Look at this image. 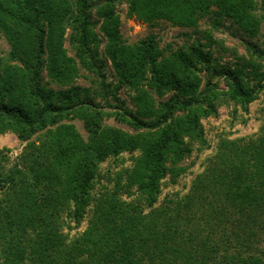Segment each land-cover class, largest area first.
Segmentation results:
<instances>
[{"label":"trees","instance_id":"obj_1","mask_svg":"<svg viewBox=\"0 0 264 264\" xmlns=\"http://www.w3.org/2000/svg\"><path fill=\"white\" fill-rule=\"evenodd\" d=\"M122 2L0 0V31L12 48V63L0 68V134L11 129L27 142L45 131L41 147L26 148L12 168L0 157V264H264V136L217 155L213 171L195 185L191 204L157 205L163 181L172 174L168 162L181 164L192 154L194 140L203 138L202 120L216 113L217 84L209 79L199 91L198 67L213 77L222 73L231 99L248 105L264 89V71L251 62L264 61V46L246 43L252 72L219 67V59L202 46L176 54L169 72L159 63L155 35L134 45L124 42L117 13ZM129 2L130 15L148 24L167 20L194 27L212 17L218 29L230 19L251 39L261 34L264 18L256 14L254 0ZM98 29L109 44L105 53ZM66 42L77 63L68 57ZM149 73L155 75L152 84ZM252 75L259 79L253 88ZM81 77L90 85L76 84ZM149 85L169 98L155 106ZM126 88L135 92V111L120 97ZM75 119L83 122L88 139L65 124ZM105 119L141 134L106 127ZM138 150L142 156L122 172L128 175L123 191L130 203L107 220L97 216L99 224L71 238L69 232L94 206L99 213L101 202L93 204L92 197L99 166ZM49 164L69 176L59 188L45 186L51 182L43 171ZM21 185L28 188L22 192L27 198L20 195Z\"/></svg>","mask_w":264,"mask_h":264},{"label":"rangeland","instance_id":"obj_2","mask_svg":"<svg viewBox=\"0 0 264 264\" xmlns=\"http://www.w3.org/2000/svg\"><path fill=\"white\" fill-rule=\"evenodd\" d=\"M254 1L258 3V11L256 14L260 16L263 14L264 16V13L260 10L261 0ZM117 13L121 22L120 30L122 38L127 45H134L149 35H155L159 47V63L162 68H167L169 72L174 68L175 55L180 52H189L193 46H202L204 51H211L213 56L219 59V67L228 66L234 70L235 68H241L243 66L245 70L252 72V68L248 64L251 58L246 49V43L249 41L259 44L261 47L264 46V37L262 36L264 33V18L261 24V34L258 38L251 39L245 36L236 23L230 19H224L223 25L218 29L213 28L212 21L214 19L212 17L201 19L194 27H179L167 20H160L154 24H148L138 19L135 15H130L129 0H123L118 5ZM98 33L103 41L101 51L105 53V48L109 46L107 38L102 34L100 29H98ZM65 48L68 57L75 60L74 53L70 50L67 42ZM11 50L12 48L8 40L0 31V68H4L6 65L12 63L9 59ZM254 59L257 61L252 60L251 62L256 65L255 67L264 71V61H258L259 59L257 57H254ZM198 68L199 70L195 72V76L201 82L199 91L203 90L209 79H212L213 84H217L218 88L215 93V99L217 100L214 101L216 113L202 120L204 128L203 138L194 140L192 154L181 164L168 162L172 174L163 181L158 206L161 203L171 200L174 204H191L195 185L202 180V177H204L203 174L213 171L210 163L217 155L222 154L231 144L240 143L246 146L249 142H254L264 136V89L260 90L257 99L251 104L247 105L240 101H233L229 95L230 88L224 80L222 73L213 77L211 72L203 66H199ZM219 70L221 71L222 69L219 68ZM109 74H113L111 66L109 67ZM45 77L47 81L52 82L47 72H45ZM111 80L113 79L110 75L109 81ZM154 81L155 75L149 73V82L152 84ZM248 82L250 87L253 88L258 84L259 79H254L252 75L248 79ZM76 84L87 87L90 85V82L81 77L76 80ZM52 86L55 89L64 87L57 84H53ZM145 88L155 101V106H157L158 101L166 100L170 96L168 94L164 98L159 97L152 85ZM132 95H135V92L128 88L120 91V97L125 101L126 107L135 111L136 107L130 99ZM104 110L111 112L113 109L105 108ZM65 124L74 125L80 135L85 140L88 139L87 132L81 120L75 119L65 122ZM104 126L133 137L141 134L134 132L125 124L115 122L113 119H105ZM44 134L45 131H42L27 142L19 140L17 134L11 129L0 134V157L3 158L2 160H5L4 165L6 169H10L17 164L18 158H20L26 148L41 147V140ZM141 156V150L133 154L125 153L117 158H110L99 166L92 189L93 204L97 205L98 201L101 202L98 205L100 206L99 213H96V206H94L92 214H89L85 218L81 226L79 228L75 227L73 231L69 232L71 238L99 224L97 216L102 220H107L113 217L119 207L122 206V208H125L126 203H130L128 196L123 191L124 186L128 182V175L122 172L127 168L130 170ZM43 171L44 177L48 175L51 178V182L50 179L46 180L47 185L45 186L51 188H55L57 185V188H59L61 181H65V176L69 178L67 173L52 164L47 165ZM64 187L65 189L59 193L63 196L68 193L66 185ZM27 189L25 185H21L18 189L20 195L27 198L28 194L22 193ZM110 197H112L113 202L109 200ZM114 204H116V207H114Z\"/></svg>","mask_w":264,"mask_h":264}]
</instances>
